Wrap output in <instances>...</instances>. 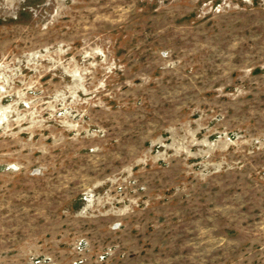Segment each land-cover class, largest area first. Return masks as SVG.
<instances>
[{
	"label": "rangeland",
	"instance_id": "rangeland-1",
	"mask_svg": "<svg viewBox=\"0 0 264 264\" xmlns=\"http://www.w3.org/2000/svg\"><path fill=\"white\" fill-rule=\"evenodd\" d=\"M0 264H264V0H0Z\"/></svg>",
	"mask_w": 264,
	"mask_h": 264
}]
</instances>
